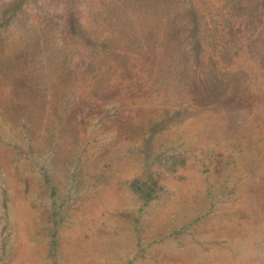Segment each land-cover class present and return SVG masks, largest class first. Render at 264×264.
<instances>
[{
	"label": "rangeland",
	"instance_id": "1",
	"mask_svg": "<svg viewBox=\"0 0 264 264\" xmlns=\"http://www.w3.org/2000/svg\"><path fill=\"white\" fill-rule=\"evenodd\" d=\"M16 1L0 264H264V0ZM197 42L204 59L176 58ZM213 77L227 97L200 95Z\"/></svg>",
	"mask_w": 264,
	"mask_h": 264
},
{
	"label": "trees",
	"instance_id": "2",
	"mask_svg": "<svg viewBox=\"0 0 264 264\" xmlns=\"http://www.w3.org/2000/svg\"><path fill=\"white\" fill-rule=\"evenodd\" d=\"M22 1L23 0H17L16 1L17 3H15V5H17V7H21L22 6ZM6 13H8V14H5V18L7 20V19L10 18V15L12 16L14 11L10 9ZM230 46L231 45H228V46L224 45V47H221V46L219 47V46L213 45L212 47H210L208 49V51H209L207 53V55H208L207 57H209L208 59H227V57L223 58V56H227V55H229L231 52H233L235 50V48H231ZM202 49L203 48L201 47L199 42H197L195 44L194 50H193L194 51L193 54H191L189 52L188 48L185 45L178 46L177 51L180 50V53L177 54L176 58L177 59H192V58L193 59H204L205 55H204V57H202L204 49L203 50ZM239 50L236 48V56H235L236 59H250L248 54H246V53L244 55L241 54L244 51L247 52L245 47L242 50H240V51ZM251 59H256V58H251ZM99 61L100 60L98 59L96 61V63L99 62ZM90 62H92V61H89L87 63L91 65V68H93V65ZM196 63H197L198 66H200L202 64L200 60H198ZM71 65H72V63L69 65V69H68V73H69L70 76L73 75V72L71 71V68H72ZM14 67H15L14 61L11 60V61L8 62L6 60H3L2 68L0 69V71H2L3 74L0 72V80H3L5 78L4 76H6V75L10 79L13 78V76H15L14 75L15 73L11 72V71H7V70H9L11 68H14ZM180 71H185V70H180ZM66 73H67V71H66ZM167 74H169V72ZM72 77L73 76H71V78ZM173 82L174 83L176 82V77H175V80ZM200 83L202 84L203 82H200ZM206 84H208V90H207V88L205 89V91L207 90L206 91V95L203 92L202 93L200 92V88H196L200 92V95L206 96L207 99H210V97L213 96V94H214V96H217V97H220V96H223V95H225V97H227V95H226L227 92H228L227 85H225V83L222 82V80L220 78L213 77L212 79H210L209 83H206ZM224 85H225V87H224ZM196 87H198V86L196 85ZM188 112H189V108L187 106L183 105L182 103H179L177 105L176 109L173 112H171V111L169 112L168 111L167 114H164L165 121H159V123H156V124H155V122L153 123V124H155V126H154L155 131L163 130L165 127H167V125L171 124L172 122H175V120L184 118L186 113H188ZM187 116H188V114H187ZM153 193H154V191L152 189H150V191L148 192V195L144 196V200L146 202L151 201L154 198V194Z\"/></svg>",
	"mask_w": 264,
	"mask_h": 264
}]
</instances>
